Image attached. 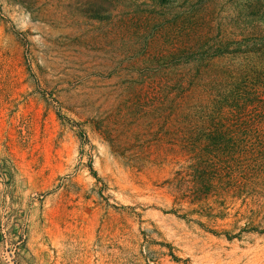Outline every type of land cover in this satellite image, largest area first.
<instances>
[{
    "label": "rangeland",
    "instance_id": "374dc122",
    "mask_svg": "<svg viewBox=\"0 0 264 264\" xmlns=\"http://www.w3.org/2000/svg\"><path fill=\"white\" fill-rule=\"evenodd\" d=\"M0 264H264V0H0Z\"/></svg>",
    "mask_w": 264,
    "mask_h": 264
},
{
    "label": "trees",
    "instance_id": "16d2710c",
    "mask_svg": "<svg viewBox=\"0 0 264 264\" xmlns=\"http://www.w3.org/2000/svg\"><path fill=\"white\" fill-rule=\"evenodd\" d=\"M201 167V165L199 166V168ZM210 188L209 184H205V183H195L194 184V188H193V192L192 193V197H194L196 200L200 197H202L203 195L207 194V189Z\"/></svg>",
    "mask_w": 264,
    "mask_h": 264
}]
</instances>
